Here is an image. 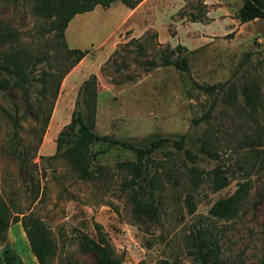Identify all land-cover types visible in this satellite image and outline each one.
<instances>
[{
    "label": "rangeland",
    "instance_id": "1",
    "mask_svg": "<svg viewBox=\"0 0 264 264\" xmlns=\"http://www.w3.org/2000/svg\"><path fill=\"white\" fill-rule=\"evenodd\" d=\"M38 1L0 0V24L18 32L3 48L45 54L50 62L66 47L88 53L62 79L55 98L42 99L39 83L28 91L11 86L0 92V195L13 215L32 212L44 221L55 245L52 263L94 264L92 254L81 252L79 234L96 237L100 231L120 264H201L194 254L196 237L212 242L225 264H259L264 257V17L240 22L244 0H149L138 10L115 0L108 8L98 5L75 15L60 38L50 31L53 18L40 12ZM165 54L186 57L187 70L165 65ZM48 65L40 62L37 72ZM91 75L97 80L96 133L137 144L182 137L180 147L170 141L152 154L140 186L121 166L133 153L119 146L92 145V151L102 152L92 160L87 179L66 157L49 158L72 113L84 109L81 87ZM17 147L28 150L25 164ZM215 172L229 179L216 191ZM243 183L246 193L235 215L210 214L215 201ZM134 197H149L157 207L156 221L134 211ZM5 246L15 263L38 264L20 222L0 238V264Z\"/></svg>",
    "mask_w": 264,
    "mask_h": 264
},
{
    "label": "trees",
    "instance_id": "2",
    "mask_svg": "<svg viewBox=\"0 0 264 264\" xmlns=\"http://www.w3.org/2000/svg\"><path fill=\"white\" fill-rule=\"evenodd\" d=\"M115 0H39L38 9L47 18L52 19L50 31H54L60 38L64 37V30L69 21L77 14L92 11L97 5L108 8ZM128 8H134L142 0H120ZM193 21L198 20L199 16L190 13ZM264 17V0H244V3L237 12V18L240 22L245 23L258 18ZM18 38V32L0 24V92L7 87H16L30 90L39 83L38 93L42 99L47 94L53 98L56 97L62 79L70 70L78 64L88 53V50L66 47L63 52L57 53L54 61L50 62L45 54L27 55L16 51H7L4 45H10ZM181 47L178 46L177 49ZM170 54L163 55L165 65H174L178 69L187 70V59L184 56H178L171 59ZM57 59V60H56ZM72 59L69 63H66ZM42 61H48V69H41L37 72L38 64ZM58 63V64H57ZM61 65L62 67H58ZM215 86L202 87L211 89ZM81 103L84 106L82 110H75L72 113L71 120L58 133L56 138V152L49 158L64 156L71 166L77 171L81 179H87L92 174L91 163L97 154L102 151H92V145L96 142H106L108 147L119 146L123 149L130 150L134 159L123 161L121 166L124 167L129 175L130 181L140 186V180L152 158V154L168 142H172L177 147L183 142L182 137L171 140L168 137H154L148 139L144 144H137L132 141L119 139L109 135H100L95 132V115L97 104V80L95 75H91L82 84ZM250 98L248 97V100ZM34 115L39 116L38 109L34 110ZM50 113L43 116L41 133L49 121ZM19 122V113L16 112L13 120V137L19 138L16 126ZM17 146H21L17 142ZM23 164L28 159V150L26 147L16 148ZM229 184V179L221 172H215L213 178V190H220ZM246 193V184H241L233 194L225 198H220L213 203L209 212L218 218H229L235 215L244 199ZM187 203L190 210L193 211L190 197L187 196ZM134 211L138 215H144L149 219L157 220V207L147 197H134ZM15 213L12 211L0 195V238H3L8 228L17 222H20L30 250L36 258L38 264H53L52 259L55 255V245L51 233L44 221L32 212ZM194 254L201 264H225L216 253V248L212 242L196 237ZM79 248L83 253H90L94 257V264H120V259L116 255L113 247L107 241L105 236L99 231L96 237H90L86 233L79 234ZM1 259L3 264H14L15 257L10 247L5 246L2 251ZM15 264H22L17 262ZM77 264V263H74ZM162 264H170L163 260ZM259 264H264V257Z\"/></svg>",
    "mask_w": 264,
    "mask_h": 264
},
{
    "label": "crops",
    "instance_id": "3",
    "mask_svg": "<svg viewBox=\"0 0 264 264\" xmlns=\"http://www.w3.org/2000/svg\"><path fill=\"white\" fill-rule=\"evenodd\" d=\"M148 2H149V0H142L139 4H137V6H135L134 8H130L131 10H138V9H140L141 7H143V6H145V5H148ZM98 6V5H97ZM96 6V7H97ZM95 7V8H96Z\"/></svg>",
    "mask_w": 264,
    "mask_h": 264
}]
</instances>
